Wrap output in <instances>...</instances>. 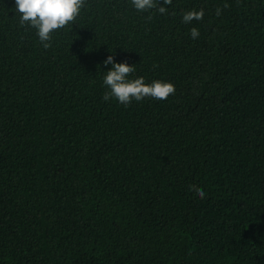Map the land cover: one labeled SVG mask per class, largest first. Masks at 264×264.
<instances>
[{
  "label": "trees",
  "instance_id": "1",
  "mask_svg": "<svg viewBox=\"0 0 264 264\" xmlns=\"http://www.w3.org/2000/svg\"><path fill=\"white\" fill-rule=\"evenodd\" d=\"M46 43L0 0V264H264V0H85ZM109 55L174 93L105 99Z\"/></svg>",
  "mask_w": 264,
  "mask_h": 264
},
{
  "label": "clouds",
  "instance_id": "2",
  "mask_svg": "<svg viewBox=\"0 0 264 264\" xmlns=\"http://www.w3.org/2000/svg\"><path fill=\"white\" fill-rule=\"evenodd\" d=\"M15 12L21 24L36 30L39 40L47 47L55 31L70 25L80 14L85 0H14ZM152 0H132V5L137 10L149 8ZM161 11H164L161 8ZM194 13H186L184 20L191 21ZM199 33L193 29L191 36L197 37ZM108 68L104 71L103 85L108 90L105 99L114 98L118 103L127 105L133 101L139 102L145 97L157 100H165L169 94L174 93V85L170 82L153 80L150 84L145 83L143 77L132 78L133 66L126 62L117 63L112 55L104 61ZM195 196L203 198L204 191L197 190Z\"/></svg>",
  "mask_w": 264,
  "mask_h": 264
}]
</instances>
